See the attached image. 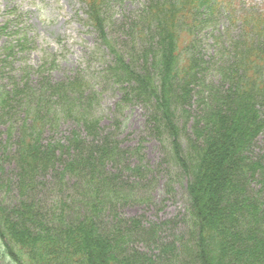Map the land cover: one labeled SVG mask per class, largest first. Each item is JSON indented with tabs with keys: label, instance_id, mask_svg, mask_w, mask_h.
I'll use <instances>...</instances> for the list:
<instances>
[{
	"label": "trees",
	"instance_id": "1",
	"mask_svg": "<svg viewBox=\"0 0 264 264\" xmlns=\"http://www.w3.org/2000/svg\"><path fill=\"white\" fill-rule=\"evenodd\" d=\"M112 1L81 0L87 24L108 47ZM224 20L231 29L220 34L210 60L200 29L217 30ZM135 26V43L146 46L118 52L112 44L105 71L123 88L122 103L146 104L149 126L172 144L165 149L170 169L189 179V241H161L163 226L115 214L139 201L151 169L140 147H122L119 116L113 128L101 127L100 94L89 81L77 74L55 82L44 62L34 81L29 71L25 83L0 86L8 127L0 145L4 152L15 148L14 177L0 182V191L7 187L0 194V245L14 264H264V166L251 157L264 135V14L239 16L227 0H144ZM196 96L198 144L185 151L180 133ZM67 121L76 126L59 140ZM130 175L139 181L127 189ZM11 184L16 198L8 196ZM136 240L148 250L133 247Z\"/></svg>",
	"mask_w": 264,
	"mask_h": 264
},
{
	"label": "rangeland",
	"instance_id": "2",
	"mask_svg": "<svg viewBox=\"0 0 264 264\" xmlns=\"http://www.w3.org/2000/svg\"><path fill=\"white\" fill-rule=\"evenodd\" d=\"M144 0H113L109 7L108 34L109 47L105 46L99 34L86 22L85 6L80 0H0V86L8 90L13 85L34 81L35 71L47 59L46 67L49 76L55 82L68 81L77 74H82L89 82V88L100 94V102L96 113L102 118L101 127L110 128L116 125L117 116L121 122L116 128L120 135L122 147L134 150L140 147L142 156L151 169L154 183L145 181L137 190L138 202L119 207L116 215L124 218H140L146 225L155 224L163 226L161 241L180 244L188 240V208L187 184L188 178L180 171L170 169L171 160L166 156L165 149L171 147L165 138H161L149 126L150 108L140 101L125 102L124 90L110 81L105 69L112 63V44L119 51H131L140 46H146L142 39L134 40V32L138 34L139 26L134 27L135 12ZM248 6H261L264 10V0H237ZM244 8L236 9L239 13ZM248 10V9H246ZM114 15V17H111ZM137 21V20H136ZM207 28L210 29L209 33ZM231 29L230 21L224 20L217 30L207 24L206 32L201 33L204 52L210 60L217 57V43L221 40L220 34ZM206 33V34H205ZM234 33H241L240 24L234 26ZM233 35L230 36L232 38ZM111 46V47H110ZM10 52H14V54ZM206 59H208L206 57ZM197 100V96L195 100ZM195 105L185 114V130L180 137L185 151L188 144H198L192 129L197 119L202 116L200 107ZM188 116L192 117L189 118ZM75 123L67 121L60 129L59 140L66 141ZM184 127V126H183ZM7 125L0 114V141L6 139ZM48 139V138H47ZM169 145V146H168ZM251 157L262 158L264 166V135L257 138ZM13 146L6 152L0 145V182L11 180L14 177L15 163ZM173 172V173H172ZM53 176V175H51ZM152 179V177H151ZM127 189L134 186L135 178L130 175ZM139 181V180H135ZM49 183V178H46ZM10 198L17 197L14 184H11ZM49 185L43 186V198L47 199ZM7 187L0 194L7 195ZM15 191V192H14ZM144 200V201H142ZM111 217V216H110ZM113 217L106 220L110 223ZM108 225L109 224H105ZM179 245V244H178ZM145 240H136L133 247L148 250ZM158 252V251H157ZM0 264H14L8 258L2 245H0Z\"/></svg>",
	"mask_w": 264,
	"mask_h": 264
}]
</instances>
